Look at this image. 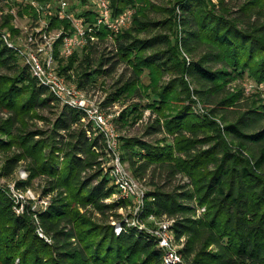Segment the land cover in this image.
<instances>
[{
  "label": "trees",
  "instance_id": "16d2710c",
  "mask_svg": "<svg viewBox=\"0 0 264 264\" xmlns=\"http://www.w3.org/2000/svg\"><path fill=\"white\" fill-rule=\"evenodd\" d=\"M31 1L49 0L13 2L21 6L20 14L37 19L40 12ZM168 1L169 7L151 0H108L113 16L133 11L130 27L116 34L100 27L97 43L76 49L63 65L59 40L58 69L66 75L71 70L67 77L79 87L95 84L122 63L130 71L128 79L117 81L120 86L111 100L138 96L146 101L124 108L121 123L136 122L141 107L149 108L156 118L147 133L164 136L156 142L121 136L120 147L137 177L158 171L167 179L182 175L189 180L169 191L155 185L146 198V212L173 218L176 237H185L182 264H264V100L258 92L249 98L243 88L231 91L227 86L237 79L264 86V0H245L236 14L224 0L218 7L211 0ZM68 2V12L84 24L96 21L91 0ZM153 9L168 16L151 19L148 12ZM11 19L10 14L4 16L0 28L15 33ZM48 19L49 30L64 27L73 32L70 20L54 15ZM161 26L168 32L140 36ZM109 38L116 50L106 59L110 67L91 69V53ZM198 49L202 54L196 59ZM181 50L192 55L190 63ZM21 63L17 52L0 39V152L7 153L3 173L11 174L20 161H28L31 177L47 180L43 193L56 195L39 213L48 242L36 232L31 213L15 214L10 198L0 190V264H163L153 236L131 227L116 234L113 225L105 223L106 211L125 201L104 202L116 186L109 184L99 161L103 137L86 136L85 128L78 126V110L65 106L48 137L36 138L43 130L26 129L27 117L38 116L39 107L58 100ZM165 74L174 78L165 82ZM184 75L198 84L194 93L212 105L206 114L192 111L196 101ZM17 184L26 187L31 182Z\"/></svg>",
  "mask_w": 264,
  "mask_h": 264
},
{
  "label": "rangeland",
  "instance_id": "374dc122",
  "mask_svg": "<svg viewBox=\"0 0 264 264\" xmlns=\"http://www.w3.org/2000/svg\"><path fill=\"white\" fill-rule=\"evenodd\" d=\"M13 1L0 0V23L4 20V16L10 14L12 16L10 25L16 28V34L18 35L15 37L12 35V37L17 41L23 42L22 39L25 40V34H35L40 28L45 26L46 23H44L42 20L46 22L50 14L46 12L44 15L46 16V18L42 19L39 18L44 16L39 14L37 19H34L27 12H23L22 14H20L18 11L21 9V6L15 4V2ZM151 1L154 4L163 7H169L172 4V2L168 0ZM211 1L215 3L216 6L219 2V0ZM224 1L231 5V12H234L236 14V12H238V7H240L245 0ZM129 11H131L133 15V11ZM148 16L149 18L155 20L162 19L164 17H167L168 15L166 12L153 9L152 11L148 12ZM130 25L131 21L128 27H130ZM165 32H168V27L161 26L160 28L149 31L148 33L142 32L140 36L144 37L146 36V34H163ZM96 43L97 42H92L90 44ZM97 45L99 46L95 47V50L91 53L92 61L90 63V68L95 69L98 68L100 65H103V69H108L111 63L107 62L106 59L115 54V44L112 42L111 38H109L106 41L99 42ZM180 53L181 56L186 59L187 64L191 62L190 60L192 59V55L188 54L185 50H181ZM201 54V49H198L194 53L193 57L197 59L201 56ZM68 60L69 58L63 59L62 65L66 64ZM67 73L72 75L71 70L67 71ZM68 74H65L66 78H68ZM129 77L130 71L127 69L126 65L122 63L116 67L114 72L110 74L105 73L99 76L95 84H89L87 86L80 87L85 90L87 94L92 95V97L95 98L93 100H95L100 105L101 110L105 115L106 122H110L115 128L117 134L116 143L118 146L116 147V153L114 154L120 158V162L123 167V176L129 178L133 182V184H136L135 190L140 195V198L134 197L132 199H129V197L122 196L123 190L120 185L117 186L119 182L113 175V177H111L112 172L110 168L113 163V155L109 153V151L106 149V142L102 140L105 148L104 154H101L99 157V161L101 162L103 173L111 179L109 184H114L116 186V191L110 197L104 199V202L112 203L119 201V199H123L125 201L124 204L117 206L116 209L107 210L104 216L106 220L105 223H110L111 225H113L116 234H120L121 231H123V229H127V227L135 228L137 231L143 232H148L152 228L157 227L158 224L166 218L165 216H158L156 214L146 212L147 192L152 190L155 185H158L164 190L169 191L173 190L176 186L180 184L183 185L189 181L186 177H183L182 175H176L175 178L167 179L164 173H159L158 171L154 173L148 171L143 177H137L133 174L130 168L129 161L124 157V152L120 147V137L138 136L140 138H143L144 140L156 142L164 136V133H147L148 127L153 124L156 118V114L153 113L149 108L144 109L143 107H141V116L136 120V122L126 124H123V122L121 123L120 116L124 108L128 107L131 104H136L139 102L144 104V102L146 101L145 98H139L138 96L129 97L128 99L122 98L120 100H111V94L114 92V89L120 86V84L117 86V81L121 79L124 81ZM172 78L174 77L170 74H165L162 80L166 82L172 80ZM184 79L190 87L191 98L196 101L195 104L192 106V111L199 115L206 114L208 111L207 109L211 108L212 105L209 103H205L204 101L208 102V100H201L199 96L194 93L193 90L198 86V84L193 78H191V76L184 75ZM143 80L146 83L148 82V78L145 76H143ZM71 81L76 83L74 79H71ZM227 86L230 88L231 91H233L236 87L243 88V94L246 97L249 96V98H254V95H257L256 92H258L261 98L264 100V86H258L254 80L237 79L231 81ZM64 107L65 106H63L60 102L56 100L50 101L49 104L39 107L36 111L39 114L38 116L30 115V117H27L28 124L26 125V129H29L30 131L43 130V134L37 135L36 138H39L41 136L48 137L51 133L50 129H52V123L60 114V112H62ZM216 118H218V123L223 126L224 123L221 121V119L219 117ZM228 119L230 120L231 118L228 117ZM78 122L79 127L85 128L86 136L89 139L98 137V135H100L96 133V130L92 127L91 124L84 122L82 118H80ZM73 128L78 127L75 124L73 125ZM59 133L61 136H66L65 131L61 129ZM58 138L61 137L59 136ZM6 154H4V152H0V190L10 198L11 208L13 209L15 214L21 216L25 215V213L27 212L31 213L35 222L36 232L40 237H43L48 242H50V239L46 236L43 231V227L40 224L39 213L45 211L49 207L52 201L51 199L56 195V192H49L46 195L43 193L44 190L47 188V180L44 176L31 177V174L27 169L28 161H20L11 174L3 173V166L7 159ZM28 179H30L31 185L26 187L18 186V181H25ZM80 210L81 212H84L83 209ZM95 214V216L101 217L99 213L95 212ZM139 225H142L143 227H140ZM118 226H120L121 228L119 233H117L116 231V228Z\"/></svg>",
  "mask_w": 264,
  "mask_h": 264
},
{
  "label": "built area",
  "instance_id": "2783aa9c",
  "mask_svg": "<svg viewBox=\"0 0 264 264\" xmlns=\"http://www.w3.org/2000/svg\"><path fill=\"white\" fill-rule=\"evenodd\" d=\"M91 1L97 11L96 21L92 25L84 24L80 18H76L71 12H68V0H49L45 4L31 1V4L37 8L42 16L48 12L59 19L70 20L73 32L64 27L49 30V19L47 18L46 22L42 20L46 23L45 26L35 34H25V40L22 39L23 42L12 37V35L18 36L16 32L11 33L8 29L1 28L0 39L17 52L23 65L27 67L39 85L46 87L53 93L63 106L78 110L84 122L91 124L96 133L102 135L106 142V149L113 155V166L111 165L110 168L111 177L114 176L119 182L117 186H121L122 196L129 197V199L140 198L139 193L135 190L136 184L123 176L120 158L114 154L118 146L115 128L110 122H106L100 105L93 100L95 98L87 94L77 83L66 78L65 74L60 73L58 69L59 59L56 58L55 51L59 40H62L59 49L60 56L68 59L76 49L96 42L98 39L96 32L100 27L107 28L111 34H116L130 24L131 11L128 10L121 15L113 16L108 0ZM42 18H46V16L39 19ZM204 209L201 208L200 211L202 212ZM165 218L157 227L146 232L155 238L157 246L161 249L163 264H182L180 249L184 245L185 237L177 238L172 228L174 219L166 216ZM139 226L143 227L142 225ZM120 230L121 228L118 226L116 228L117 233Z\"/></svg>",
  "mask_w": 264,
  "mask_h": 264
}]
</instances>
